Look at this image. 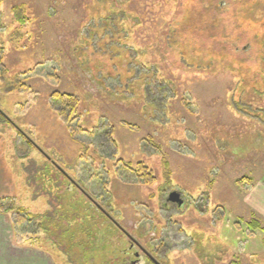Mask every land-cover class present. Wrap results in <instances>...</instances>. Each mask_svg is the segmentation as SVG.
Returning <instances> with one entry per match:
<instances>
[{
    "label": "rangeland",
    "instance_id": "rangeland-1",
    "mask_svg": "<svg viewBox=\"0 0 264 264\" xmlns=\"http://www.w3.org/2000/svg\"><path fill=\"white\" fill-rule=\"evenodd\" d=\"M54 92L79 99L71 125L89 132L71 137ZM29 159L91 199L62 189L56 245L15 221L49 209L24 181ZM119 159L153 183L125 180ZM262 182L264 0H0V264H131V242L97 205L159 264H264ZM88 226L103 231L94 249Z\"/></svg>",
    "mask_w": 264,
    "mask_h": 264
},
{
    "label": "trees",
    "instance_id": "trees-1",
    "mask_svg": "<svg viewBox=\"0 0 264 264\" xmlns=\"http://www.w3.org/2000/svg\"><path fill=\"white\" fill-rule=\"evenodd\" d=\"M23 11L24 9L19 6H17L13 11L15 22L21 26L24 25L26 22V17L24 16ZM50 100L51 101L49 103V106L51 110H53L57 114L58 118L61 120V122L65 125V127L69 131L71 137H73L77 132H89L83 129H76V127H73L71 125L72 121L77 120L79 117L77 112L79 107V99L76 96L72 94L54 92L52 93ZM56 103L59 104L60 108L55 107ZM109 135L110 133L108 134V136ZM108 141L111 144L115 145V140L111 139V136L110 139H108ZM80 161L81 158L79 159V157H77L73 161L71 166L72 165L78 166ZM117 164H120L121 166L118 169H117ZM115 165L117 171L119 169H123L124 171H126V173L135 176L134 179L132 177L124 176V179L130 180L131 183L139 184V185H150L154 181V177L152 173L148 171L147 167L143 165V163L141 162L137 163L135 165L136 167L135 168L133 167L132 164L126 163L122 159H119L117 160V163H115ZM164 165L165 168L168 167L167 162H164ZM21 169L24 175V181L26 183V186L32 190L31 192L32 200H37L39 198H46L49 209L44 211L43 213H39L34 216L27 215L23 209L17 210L18 213L17 216L15 217V221L17 224H22L25 220L28 221L33 219L34 222L38 224L39 232L41 234L42 233L44 234L43 238H41V241L43 242L47 241L50 242L51 244H55V240H54L55 238L54 237H53L54 239L52 238L53 233L50 231L49 227L52 226L54 223L57 225V223L61 220V218L65 219L63 215L58 214L60 213L61 210L60 192L62 191L63 188L69 191L72 188L71 185H74V187L80 190L83 193V195H84V191L76 183L70 180L65 173L60 171L59 167L56 164H54L51 161L49 162V160L48 161L46 160L38 164L33 159H29L26 164L23 163L21 164ZM105 172L106 174H108L107 171ZM98 174L101 175V173ZM67 180L70 182L69 187H68V183L66 182ZM246 181L250 182V180H246ZM105 182L106 180H100V184L102 185L101 187L107 190V183ZM96 207L97 209L99 208L98 210L100 212H102L100 210L102 209L101 207H99L98 205ZM5 212L6 213L13 212V208L10 207L5 209ZM102 214L105 217L107 213L105 214L102 212ZM26 215L28 216L27 219H26ZM85 220L88 223H90V220H93V218H89V216H86L81 220L76 218L73 222L69 223V226L75 224L83 225L85 223ZM91 224L94 225V223ZM92 225L91 227H93ZM248 225L253 230L259 228V225L256 221H251L250 223H248ZM90 229L91 228L88 226V231L86 230L87 233L86 235H87L88 245L90 247H93L92 249H94L95 247L94 245L95 243H97V239H99V236L102 235L103 231L99 232V230L101 229H98L97 232H94L93 230L91 231ZM66 232H67V227L66 230L61 231L59 233L64 234ZM105 264H107V262H105Z\"/></svg>",
    "mask_w": 264,
    "mask_h": 264
},
{
    "label": "flooded vegetation",
    "instance_id": "flooded-vegetation-1",
    "mask_svg": "<svg viewBox=\"0 0 264 264\" xmlns=\"http://www.w3.org/2000/svg\"><path fill=\"white\" fill-rule=\"evenodd\" d=\"M245 48V47H244ZM175 192V191H173ZM170 194V193H169ZM180 194V193H179ZM84 195L87 197L88 200L91 201L90 197H88L85 193ZM169 196V195H168ZM168 198V197H167ZM180 198H181V194H180ZM171 203V202H170ZM173 204V203H172ZM99 209V208H98ZM123 233V232H122ZM125 235V233H123ZM126 236V235H125ZM127 237V236H126ZM128 238V237H127ZM129 239V238H128ZM129 241L131 242V247H130V253L133 255L135 261H131V264H145V262H147L146 264H154L153 261L151 260L150 256L143 248H141V246H139V244L134 240V239H129ZM152 257V256H151ZM153 258V257H152ZM154 259V258H153Z\"/></svg>",
    "mask_w": 264,
    "mask_h": 264
},
{
    "label": "water",
    "instance_id": "water-1",
    "mask_svg": "<svg viewBox=\"0 0 264 264\" xmlns=\"http://www.w3.org/2000/svg\"><path fill=\"white\" fill-rule=\"evenodd\" d=\"M168 202H171L173 204H176L177 207H182L183 206V200L180 198V194L177 192H171L167 198ZM103 213H105L102 209H100ZM106 214V213H105ZM106 216L111 219L113 221V223L123 232L125 233V235L129 238V239H133L131 236H129V234H127L121 227H119V225L109 216L106 214ZM151 260L153 261L154 264H159L157 261H155V259H153L150 256Z\"/></svg>",
    "mask_w": 264,
    "mask_h": 264
},
{
    "label": "crops",
    "instance_id": "crops-1",
    "mask_svg": "<svg viewBox=\"0 0 264 264\" xmlns=\"http://www.w3.org/2000/svg\"><path fill=\"white\" fill-rule=\"evenodd\" d=\"M254 188H255V193L257 195V199L254 200L253 202L256 203V206L259 209H263L264 212V182L256 184V186H254L253 189Z\"/></svg>",
    "mask_w": 264,
    "mask_h": 264
}]
</instances>
